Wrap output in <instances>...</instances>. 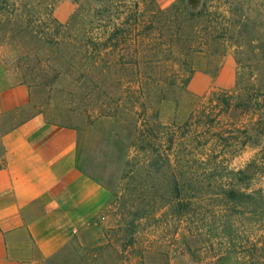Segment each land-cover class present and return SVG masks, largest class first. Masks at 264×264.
<instances>
[{
  "label": "rangeland",
  "instance_id": "374dc122",
  "mask_svg": "<svg viewBox=\"0 0 264 264\" xmlns=\"http://www.w3.org/2000/svg\"><path fill=\"white\" fill-rule=\"evenodd\" d=\"M7 1L10 9L0 12V92L24 85L28 101L0 108V168L21 158L19 126L36 115L68 128L94 125L103 139L105 199L94 212L86 211L85 223L38 264H242L238 253L217 255L216 249L227 242L191 236L167 213L162 198L166 179L181 169L170 171L159 162L162 167L156 171L150 165L153 156L135 153L133 134L140 123L131 106L135 76L118 66L105 67L104 61L94 67L88 61L77 65L68 60L74 49L53 41L63 35L60 24L79 11L80 4L91 10L97 0ZM155 1L161 8L173 2ZM204 1L230 6L231 31L222 56L187 57L192 77L203 90L195 92L190 81L182 83L188 70L181 58L156 49L140 65L145 81L159 87L145 102L150 107L145 122L149 125L157 115L163 147L174 133V148L180 149L182 164L187 161L189 166L187 175H202L196 161L198 141L219 150L218 159L232 168L244 166L264 145V0L186 3L197 10ZM69 69L71 75L66 73ZM220 99H229L230 108L226 110ZM177 139L185 142L183 146ZM151 208L153 214L134 215ZM238 229L242 235L245 228Z\"/></svg>",
  "mask_w": 264,
  "mask_h": 264
},
{
  "label": "trees",
  "instance_id": "16d2710c",
  "mask_svg": "<svg viewBox=\"0 0 264 264\" xmlns=\"http://www.w3.org/2000/svg\"><path fill=\"white\" fill-rule=\"evenodd\" d=\"M97 2L91 10L80 4L79 11L60 24L63 35H54L53 41L74 49L68 60L77 65L88 61L94 67L104 61L105 67L118 66L135 76L132 88L135 100L131 106L140 120L133 134L135 153L153 156L150 165L156 171L163 164L170 171L181 169L179 174L170 173L166 179L162 198L167 213L175 216L191 236H212L227 242V245L219 243L217 255L235 252L240 254L242 264H264V145L244 166L232 168L227 161L218 159L219 150L195 137L197 169L202 175H187L189 166L187 161L182 164L180 149L174 148L177 144L174 133L167 137L168 145L163 147L164 136L157 115H152L153 122L149 125L144 118L150 108L145 102L151 91L159 88L145 81L147 75L140 66L145 64L144 58L156 49L181 58L188 70L182 83H188L194 71L187 57L194 53L224 54L230 39V6L222 8L213 1H204L200 8L191 10L186 0H173L166 8L159 7L155 0ZM6 9H10L8 1L0 0V12ZM66 73L72 72L69 69ZM220 102L226 110L230 108L229 99ZM178 141L180 146L185 143ZM154 211L151 208L134 215L143 217ZM238 227L245 228L242 235ZM236 239L238 243H234Z\"/></svg>",
  "mask_w": 264,
  "mask_h": 264
},
{
  "label": "crops",
  "instance_id": "0c3cea01",
  "mask_svg": "<svg viewBox=\"0 0 264 264\" xmlns=\"http://www.w3.org/2000/svg\"><path fill=\"white\" fill-rule=\"evenodd\" d=\"M189 83L203 90L196 76ZM27 101L24 85L0 92L1 109ZM19 132L21 158L0 168V264H38L52 256L106 196L96 126L68 128L36 115ZM105 150L106 162L108 144Z\"/></svg>",
  "mask_w": 264,
  "mask_h": 264
}]
</instances>
